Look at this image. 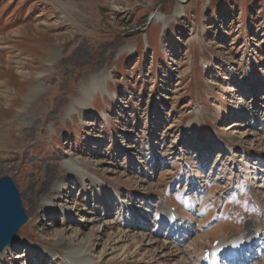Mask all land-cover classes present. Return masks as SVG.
<instances>
[{
    "label": "rangeland",
    "instance_id": "obj_1",
    "mask_svg": "<svg viewBox=\"0 0 264 264\" xmlns=\"http://www.w3.org/2000/svg\"><path fill=\"white\" fill-rule=\"evenodd\" d=\"M179 1L0 0V177L16 181L33 248L0 264H66L72 248L91 264H202L244 234L264 264V0L177 15ZM165 209L181 219L171 239ZM61 232L78 235L63 246Z\"/></svg>",
    "mask_w": 264,
    "mask_h": 264
},
{
    "label": "bare ground",
    "instance_id": "obj_2",
    "mask_svg": "<svg viewBox=\"0 0 264 264\" xmlns=\"http://www.w3.org/2000/svg\"><path fill=\"white\" fill-rule=\"evenodd\" d=\"M182 4H184V0L179 1V8L177 9V12H176L177 15L182 13V9H181ZM99 89H101V85L99 83V80L95 79V77L93 80L90 81V83L87 84V81H86L85 84H82L78 91V96H76L77 97L76 102L79 105L78 108L79 109L83 108L84 105L88 102L92 93ZM75 106H77V104H75ZM64 167H66V169L70 172L71 175L83 176V178L86 177L87 175H90V172L88 170L84 169L82 165L78 164V162H75L73 160H67L65 162ZM48 183L49 181L45 182L43 186V190L46 189L47 191H49L51 189V191L42 200L40 204V209L42 211H54L55 210L56 212L57 208L55 206V202H56V199H58V197H56L55 192L60 190L63 187V185L65 184V180L57 181L56 183H54V186H52V188H51V185H49ZM162 214L164 218H160V220L163 221V223H167L168 229L170 228L169 229L170 236H168V239H171L173 237V234L171 233V231H173V228L175 226L179 225V221L181 219L177 217V213H173L169 209L167 210L165 209L162 212ZM140 216L141 218L145 219L143 213H140ZM140 224L141 223L137 221L133 224H130V226L132 225L133 228L140 230V231L145 230L146 226L140 225ZM193 233L195 232H193L192 230H189L187 234L183 236L184 239H189V237ZM257 234L261 236L263 235V234H260L259 231L257 232ZM77 235L76 234L68 235L66 234V232H61L60 235H56V240L60 243V245L70 246L72 242L76 240ZM139 236L144 237L145 234H143V232L142 233L139 232ZM172 240L174 241V238ZM171 243L172 244L176 243L175 246H180L181 243L183 242L174 241ZM153 244H154V241L151 240L150 245H153ZM254 244H256V240L253 239L251 236L247 237L245 234L239 235L237 237H231L229 238L228 242H226V244L221 243L219 245H215L209 252L207 251L203 252L201 256L202 264H249L251 261H256V259H258V256H256V254L259 253L260 249L259 248L257 249V247L254 248L253 247ZM20 245L21 247L23 246L25 248L30 249L32 248V241L30 239L20 240L16 245L6 247L0 253V259L7 258L8 255L14 254V252L16 251V248H18ZM262 247L264 249V245ZM46 253L48 252L45 250L42 251L43 255H46ZM55 254L59 255L58 252H56ZM66 261H67L66 264H91L93 259L89 251L81 250L79 248H72L66 254Z\"/></svg>",
    "mask_w": 264,
    "mask_h": 264
},
{
    "label": "water",
    "instance_id": "obj_3",
    "mask_svg": "<svg viewBox=\"0 0 264 264\" xmlns=\"http://www.w3.org/2000/svg\"><path fill=\"white\" fill-rule=\"evenodd\" d=\"M29 220L13 175H3L0 177V253L19 242V232Z\"/></svg>",
    "mask_w": 264,
    "mask_h": 264
},
{
    "label": "trees",
    "instance_id": "obj_4",
    "mask_svg": "<svg viewBox=\"0 0 264 264\" xmlns=\"http://www.w3.org/2000/svg\"><path fill=\"white\" fill-rule=\"evenodd\" d=\"M145 19H146V22H147L148 21V18L146 17Z\"/></svg>",
    "mask_w": 264,
    "mask_h": 264
}]
</instances>
